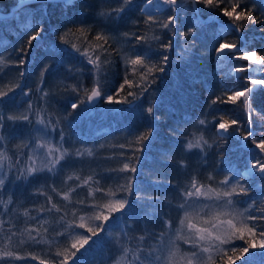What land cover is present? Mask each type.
Returning <instances> with one entry per match:
<instances>
[{"label": "trees", "instance_id": "16d2710c", "mask_svg": "<svg viewBox=\"0 0 264 264\" xmlns=\"http://www.w3.org/2000/svg\"><path fill=\"white\" fill-rule=\"evenodd\" d=\"M74 2L75 7L68 8L64 7L62 1L28 2L19 11H12L18 0H0V14L13 12L9 17L0 18V71L4 74L0 93L6 92L8 83L23 80L19 89L5 98L18 99L17 105L32 121L31 124L24 123V115L16 121L20 129H15V136L20 137L23 131V145L14 151L8 149L7 145L0 146L3 161L11 165L4 180V189L0 192V255L13 252L22 257L19 260L6 259L0 264H40L41 260L51 264L57 251H74L71 244L81 235L90 236L87 228H95L101 223L94 217L106 211L104 205L125 195L121 185L126 184L130 177L133 178L134 194L127 197L128 209L123 214H115L99 237L90 238L89 244L84 246L88 250L80 255L77 253L79 256L74 264H104L96 258L101 256L104 248L117 246V242L121 243L123 250L121 257L115 259L122 263L131 256L125 241H115L110 237L111 230H118V226L127 237L129 248L135 251L133 254L138 255L135 256L136 263L153 264L156 258L154 243L163 228L171 225V228H175L173 235L178 237L177 233L180 231L183 235L190 217H194L190 213L186 215L190 216L189 219L181 217L185 216V209L193 211L199 205L204 212L216 211L217 205L206 208L205 197L198 204L195 198H186V189L195 183L212 189V192H222L220 181L225 179L226 173L234 174L241 182L250 181L252 185L249 196L232 197L244 215L242 224L235 221V225H259L260 221L249 217L260 216V210L264 208V181L259 174L255 179L245 174L253 154L251 148L255 145L242 141L239 133L225 142L217 132L216 122L237 119L246 123L242 110L243 98L236 104L223 101L227 100L234 88L254 87L248 83L249 78L264 80V65H259V74L252 69L235 74L236 65L249 67L251 63L230 59L231 54L228 59L217 57L215 48L220 42L236 43L242 48L241 52L258 51L264 58V24L244 21L243 31L236 32L233 25L237 22L222 15V9H230L236 0H218V6L212 7L186 3L180 6L183 11L176 22L177 34L172 38L158 24L146 22L149 13L156 21L163 18L161 11H141L147 0H133L131 5H125L124 0ZM239 3L242 8L253 10L254 18L264 20V0H239ZM150 5L155 6V0ZM120 8L125 10L121 13ZM129 12L132 14L128 15ZM80 27L86 31L80 33L77 30ZM190 27L195 30V35L185 38L184 33ZM34 30L41 34L28 51L26 64L20 68V48L26 46L27 38L35 34ZM65 31H68L66 39L70 43L85 47L94 59L99 57L96 61L99 70L87 64L84 57L60 44L58 34L63 35ZM97 34L105 35L108 42L96 41L94 37ZM136 35L143 36L146 42H141L135 51L149 64L156 63L164 54L162 45L169 39L173 40L172 49L166 53L169 56L168 65L152 85V95L145 93L130 108L122 105L120 112L109 111L102 120L92 119L79 126L73 121L76 111L71 109L70 104L75 100L78 102V99H86V93L92 88L90 73L99 74L102 87L116 99H124L130 90L126 86L124 92L115 96L125 76L133 84L142 83L140 75L146 69L129 63L128 50ZM46 66L48 71L41 77ZM9 69L13 70L10 80L7 76ZM21 71L26 72L24 77L20 76ZM78 85L82 86L79 98L71 90ZM255 88L250 108L255 109L252 116L254 131L257 138H261L264 134V119L261 118L264 116V85ZM131 90L140 91L139 88ZM213 100L217 103L213 104ZM150 102H156L154 135L146 144H138L137 137L153 123L146 113ZM123 108L125 111H122ZM41 119L44 124L37 123ZM200 120L205 123L199 124ZM52 121L59 123L53 124ZM38 124L41 128H38ZM55 125L57 136L61 138V131L64 135L63 141L57 137L54 144L57 149L53 161L59 160L57 166L64 161L61 157L65 154L68 139L77 144L79 142V146L88 148L89 152L87 157H78L79 166H71L64 179H58L56 174L55 184H45L39 180L37 172L28 173L31 167L35 169L32 163L37 153H30L31 143L46 137L45 143L48 145L52 140L50 127ZM189 143L194 147L189 149ZM197 143L199 147L195 146ZM140 147L144 148L143 152L135 150ZM191 155L195 160H190ZM135 157H141L138 163ZM125 163L130 167L136 166L137 172L119 171ZM229 169L232 171L229 172ZM65 196L68 198L65 199ZM201 203L204 206L200 207ZM181 204H185V209L180 207ZM56 208L60 211L57 212ZM81 217L84 219L81 220ZM81 223L85 225L84 228L78 227ZM33 235L37 236L39 243L32 240ZM135 238L143 245L132 246ZM179 238V246L182 247L185 243L183 237ZM241 243L235 240V244ZM226 246L230 248L232 245ZM32 256L37 259H32ZM253 259L255 264H264V256L259 255V250ZM212 260L219 264L218 254ZM69 264H72L71 256ZM205 264H211V261ZM236 264L243 262L238 260Z\"/></svg>", "mask_w": 264, "mask_h": 264}, {"label": "snow or ice", "instance_id": "6c2138e0", "mask_svg": "<svg viewBox=\"0 0 264 264\" xmlns=\"http://www.w3.org/2000/svg\"><path fill=\"white\" fill-rule=\"evenodd\" d=\"M29 2V0H18V4L16 7V10L19 11V9L24 8V6ZM154 0H147L148 4H153ZM220 2H223V0H220ZM62 3L65 8H68L69 6L75 7L74 0H62ZM125 5H131L133 3V0H124ZM191 3L193 5L203 4L206 7H212L214 5L218 6V0H155V6L157 8V11H161L163 14V18L159 21H156L152 18L151 13H149V20L146 21L150 24H158V26L162 30H166L168 33L171 34L172 38H175L177 34V19L181 11L183 9L180 7L182 4ZM237 9H240L237 11ZM125 9L120 8L119 12H123ZM222 15L224 17H227L230 21L237 22L235 25H233L236 32H242L243 31V22L244 21H250L253 24H264V20L259 19L258 17H253V10L242 8L241 4L239 3V0H236V2H233L229 8L222 9ZM134 23H136L134 21ZM80 33H84L86 29L84 27H80L77 29ZM35 31V30H34ZM70 31V30H69ZM40 31H35V34H32L28 36L27 38V44L26 46H22L20 48L19 54H20V60L18 61V67L23 68L26 64V59L28 56V51L31 49L33 42L38 39L40 36ZM189 35H195V30L193 28H189L185 33L184 36L187 38ZM59 36V42L60 44L64 45L67 48H70L73 52L78 54L79 56H82L86 59L87 64L92 65L95 70H99V65L96 63V61L99 59L97 56L95 59L92 55L89 54L88 50L83 46H78L76 43H70L66 37L68 36V31H65L63 35L58 34ZM96 41H104L105 43L108 42L107 37L102 34L95 35ZM159 39V37H157ZM146 42L145 38L140 35H136L135 39L131 41L129 53V63L131 65L140 66L141 69H146L145 71H142V74L140 75V81L142 83L133 84L127 76H125L123 83L119 85V88L115 92V96L118 97L122 92L125 91V87L127 86L129 91H127L126 96L124 99H116L113 95H107L106 102L108 104H120V105H127L129 108L135 104L137 100H140L144 97V94L147 93L149 96L152 95V92L150 89H152V85L156 83L158 74L164 73L168 62H169V56L166 54L172 49L173 46V40L169 39L166 44L162 45L164 51L163 55L160 56V59L154 63L149 64L143 59L136 51L135 48L141 43ZM85 44H87V40L84 41ZM88 47H91L90 44H88ZM99 47H103V45H100ZM215 52L217 56L228 59L229 54H231L230 59L234 60H243V61H251L253 64L259 63L261 65H264V58L261 57L258 51H243L241 52L238 48V45L236 43H228V42H220L218 47L215 48ZM134 57V58H131ZM250 69L244 65H236L235 71L236 72H247ZM48 71V67L46 66L43 71L41 72V77ZM26 75L25 71L20 72V76L24 77ZM248 83L253 85L254 87H242L241 88H234V90L231 92L230 95L227 96V100L223 101L224 103H232L236 104L237 102L242 100V110L246 116V123H243L237 119H232L230 122L225 121L221 119L220 121L216 122V129L217 132L220 134L221 138L227 142L232 136H236L237 133H239V137H242V141H250L252 145H255L256 149H259V152H255L252 154L251 159L248 162V170L245 173L250 178L255 179L256 175L259 174V178L264 181V134H262L261 138H257V135L254 131V121L252 119L253 113L255 112V109L250 108V100L252 94L256 91L255 86H261L264 85V80L262 79H248ZM80 87L82 86H74L71 90L72 92H75L77 94V97L79 98V92ZM133 88H139L140 91H132ZM45 95H47L45 93ZM102 95V92L97 89L93 88L90 92V94H86V99H78L75 100L74 103L71 104V109L73 111H76L80 109L82 106L86 104L93 105L95 100L100 98ZM8 96L7 93L0 94V104L5 103L4 97ZM128 97H131L132 99H128ZM11 99V97H9ZM213 104H216L217 101L213 100ZM155 104L156 102H150L149 106L146 108L147 115L152 119L153 123L150 124L148 130L144 133H141L137 137V143L138 144H146L150 141V139L154 135L155 131ZM31 107V106H30ZM122 111H125V108L122 109ZM264 119V116L261 117ZM8 121H11L13 124L16 123L17 117L8 116L6 118ZM22 120L26 124H31V118L28 115H24L22 117ZM37 123L44 124V120L41 119L37 121ZM51 123L56 124L59 123V121H52ZM205 123L204 120H200L199 124L203 125ZM5 125V117L2 113H0V132L4 129ZM47 127V125H45ZM232 129V131H229V129ZM63 132L61 131V141H63ZM196 147H199V143L195 145ZM189 149L193 148L194 145L189 143L187 145ZM136 151L143 152L144 148L140 147L135 149ZM63 157H61L62 159ZM137 160V163L141 159V157H135ZM221 160H223V156L221 155ZM59 160H55L53 163V166L55 164H58ZM19 171V170H18ZM49 172L52 171V168L48 169ZM121 172H131L136 173L137 167L132 166L130 167L128 163H125L123 165V168L120 169ZM232 170L229 169V172ZM35 172V169H28L29 175ZM3 169L0 168V176H3ZM20 176H23V173H20ZM19 178V177H18ZM211 179V177H210ZM5 181L3 178H0V192L4 189ZM220 185L223 189L222 192L217 191L215 193L217 200H220L221 197L225 198L222 203L227 204L229 206L234 205L236 201L232 199L234 196H249L251 183L250 181L241 182L239 178L235 177L234 174L228 175L225 174V179L220 181ZM121 188L125 190V195L121 196L119 199H116L114 202H109L104 205L105 212L97 213L94 217L96 221H100L101 223H98L95 228L88 227L87 232L90 233V236L81 235L79 238L71 244V249H74V251H71L70 253H62L60 251H57L55 253V258L52 260L51 264H69V256L72 258V264H74V261L77 260L78 256L88 250V248H85V245L89 244V240L91 237H99L101 232H104L106 229V226L108 223L113 219V216L115 214H123L129 207V199L127 197L132 196L133 193V178L130 177L127 180V183L124 185H121ZM193 188H195V194L201 195V189L199 187H196L195 183H193ZM209 191H213L210 189ZM194 193L193 191H186L185 197L191 198L193 197ZM65 199L68 197L65 196ZM51 200V197L48 198ZM187 203V201H185ZM55 207V205H53ZM181 208L185 207V204L180 205ZM217 207H219V204H217ZM57 212L60 211L59 208L55 209ZM51 211V209H49ZM260 216H250L249 219L252 220H258L260 221L259 225L253 224L248 225L244 224L242 226H237L233 224L231 219L227 220H221L220 224H227L228 228L224 229L222 234L213 235L211 231H208L207 229H197L198 233H204L207 232L209 237H212L213 239L217 240L219 242V251H218V261L219 264H236L238 260L242 261L243 264H255V261L253 257L257 255V250H259V255L264 256V208L261 210ZM84 217H81V220H83ZM183 223V222H182ZM79 228H84V224H79ZM189 227H193L192 225H189ZM217 225H213V228H216ZM30 232L35 230H29ZM62 235V234H61ZM32 240L36 243H39L37 236L33 235ZM200 240H204L205 236L200 235L198 237ZM235 240L242 241L241 244H235ZM93 241V240H92ZM225 245H232L230 248L223 247ZM81 249H84V251H81ZM203 252H208V248H203ZM79 253V255H77ZM191 257L188 261V264H194L195 260L201 259L199 253L196 251H191ZM19 260L22 259V257L15 255L13 252H5L3 255H0V261L4 260ZM32 259H37L36 256H32ZM209 260H211V257H209ZM40 264H45L43 260H41ZM211 264H217L216 260H211Z\"/></svg>", "mask_w": 264, "mask_h": 264}, {"label": "rangeland", "instance_id": "374dc122", "mask_svg": "<svg viewBox=\"0 0 264 264\" xmlns=\"http://www.w3.org/2000/svg\"><path fill=\"white\" fill-rule=\"evenodd\" d=\"M144 8H145V11L149 10L151 12H159L157 11L156 6H152L150 4H146ZM183 19L185 20V17H183ZM249 62L251 63V66H249L248 68L254 70L256 74H259L261 72V70L258 68L260 64L259 63L253 64L251 61ZM11 71L13 70L9 69L7 71V76L9 80L12 78V75H13L11 74ZM233 72L235 74L238 73L236 71H233ZM2 75L4 74L2 71H0V91L2 89L3 78H4L2 77ZM89 77L91 78V82H92L91 90L94 87H97V89H99L102 92V95H101L100 102L96 107L89 109L90 107H88L87 105H84L80 109L76 110V113L74 114V117H73V121L77 123L79 126L83 124H87L89 120H92V119L102 120L103 115L109 111H115V113L120 112V109H121L120 107L122 106L120 104L115 105V104H108L106 102V97L107 95H110V94H107L105 87H102V80L99 74L90 73ZM14 78L16 79L17 75H15ZM22 82L23 80H19V82L17 81L15 84L8 83L7 86L5 87V90H6L5 93L14 94L16 90L19 89ZM90 92L91 91H89L86 94H89ZM20 95H21V92L18 94V97ZM17 100L18 99L14 97H12L11 99H9L8 97L7 98L4 97L5 103L0 104V113H2L3 116L5 117L4 129L2 130V132H0V146L2 144L7 145V148L8 149L11 148L13 151L16 150L19 146L24 144V140L21 138L23 135L22 130H21L20 137H17V135L15 136V131H16L15 129H20L17 123L18 120L15 124H13L11 121H8L6 119L8 116H13V117L18 118L24 115L25 111H22L20 107L17 105ZM71 104H70V107H71ZM114 116H117V115L115 114ZM38 128H41V125L38 124ZM50 130L52 132V140L49 141L50 145L49 144L46 145L45 143L47 142L46 137H41L40 139H38L37 142L31 143V149H30V153L32 154L37 152L35 154V159L32 165H33V168L35 167V172L38 173L37 176L39 180L43 181V183L45 184L47 183L50 184L52 182L56 183L55 181L56 174H57L56 177L58 179L60 178L64 179L65 178L64 175L66 171H70L71 166H76V165L79 166L78 157H80V159L87 157V152H89L88 148L84 149L81 146H79V142L77 144L75 142H72V139H68L66 142L68 145L65 147V154L63 155L64 161L60 163L59 166H57L56 164L55 166H53V163H54L53 156L55 155V150L57 149L54 146V144L56 143L57 139L60 137L57 136L58 131H57L56 125L55 127L51 126ZM60 141H61V138H60ZM62 149L64 150V145ZM53 151H54V154L51 155ZM251 151L252 153H255V152H259V149H256L254 146L251 148ZM1 152L2 151L0 150V168L3 169L4 174L3 176H0V178H3L5 180V178L9 174V169L11 165L3 161ZM182 155H184L185 157H188L183 152H182ZM189 158L191 161L195 160L193 155H191ZM49 168H52L51 172L48 171ZM25 186L28 187V185H25ZM196 187H199L201 189V193H202L201 195L195 194V188H193V184L190 185L186 189V191H193L195 197H192V198L193 199L195 198L194 201L197 204L198 202H201L200 199L202 197H205L203 201H205L206 204H208L206 208H210L217 204H219V207L215 206L216 211L209 210L207 212H204V210H200L199 205L196 206L197 208L194 207L193 211H191L190 209L184 208L185 216H181V217H187L186 215H188V213H190L191 215H194V217L188 216L191 219L187 217L190 220L189 224L187 227H185L183 235L180 231L177 233L178 237H175L173 235L175 228H171L172 227L171 225L165 226V228H163V231L158 234V237L154 243L153 249H154V254L156 258L154 260L155 262L153 261V264H188V261L192 259L191 251H196L197 253H199L201 257V259L195 260L194 264L208 263L209 261L214 259V257L218 254L219 242L213 239L212 237H209L207 232L198 233L197 229H207L208 231H211L213 235H217V234H222L224 229L228 228L227 224H220L221 220L231 219L233 224H235V221L239 225L242 224L244 215L240 210H238L235 204L232 206L224 204L222 203V201L225 198L221 197L220 200H217L216 195H215L216 192L209 191L210 189L203 188V186H200L198 184H196ZM214 201L216 202L219 201V203H216ZM210 202L211 204H209ZM202 206L204 205L201 203L200 207ZM179 218L180 216L177 218V220H179ZM195 218H198V219H195ZM189 225H192L193 227H189ZM213 225H217V227L213 228ZM116 230L117 229L111 230L110 237L113 238L115 241L116 239L122 242L125 241L124 244L127 246V249L131 253V256H128L127 259L124 260L122 263L119 260H116L115 258L121 257V251L123 250V246H121V243L117 242V246L112 245V246L104 248L103 251L101 252V256L96 258V260L103 261L104 264H106V262L110 258L113 257L114 259H112V261L108 262L107 264H137L136 259H135V256L137 254H133L135 253V251L129 248L128 246L129 242H127V239H126L127 237L124 236V233L122 229L119 228V226H118V230L117 231ZM200 235H204L205 239L200 240L198 238ZM179 237H183V241L185 243L182 247L179 246L180 241H181ZM133 245L141 246L143 244L135 238V242H133L132 246ZM205 247L209 249L208 252H203L202 249ZM223 247H227V246L225 245ZM209 257H211V260H209ZM94 258L95 256L93 257V259Z\"/></svg>", "mask_w": 264, "mask_h": 264}, {"label": "water", "instance_id": "95a60500", "mask_svg": "<svg viewBox=\"0 0 264 264\" xmlns=\"http://www.w3.org/2000/svg\"><path fill=\"white\" fill-rule=\"evenodd\" d=\"M35 1H62V0H29V2H35ZM16 7H17V5L12 9V11H14V10L16 9ZM12 13H13V12H11V14H9V15H2V14H0V18H6V17H9V16L12 15ZM94 88H97V87H94ZM89 94H90V93H89ZM100 99H101V97L98 98V99H96L93 105H90V104H86V105H87L88 107H95V106H97V105L99 104Z\"/></svg>", "mask_w": 264, "mask_h": 264}, {"label": "bare ground", "instance_id": "6f19581e", "mask_svg": "<svg viewBox=\"0 0 264 264\" xmlns=\"http://www.w3.org/2000/svg\"><path fill=\"white\" fill-rule=\"evenodd\" d=\"M146 4H148V3H144V4L142 5V7H141V11H142V12H147V13H148V12H150V11H149V10L145 11V8H144ZM131 14H132L131 12L128 13V15H131ZM238 48H239V49H242V48H240V47H238Z\"/></svg>", "mask_w": 264, "mask_h": 264}]
</instances>
